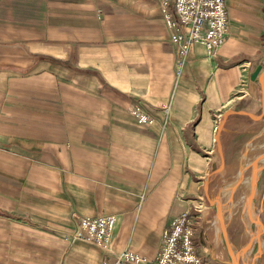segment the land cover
I'll return each instance as SVG.
<instances>
[{"label":"crops","instance_id":"1","mask_svg":"<svg viewBox=\"0 0 264 264\" xmlns=\"http://www.w3.org/2000/svg\"><path fill=\"white\" fill-rule=\"evenodd\" d=\"M226 10L179 69L159 0H0V264L155 260L188 208L200 264H231L246 195L264 258V0ZM97 215L107 250L65 240Z\"/></svg>","mask_w":264,"mask_h":264},{"label":"built area","instance_id":"2","mask_svg":"<svg viewBox=\"0 0 264 264\" xmlns=\"http://www.w3.org/2000/svg\"><path fill=\"white\" fill-rule=\"evenodd\" d=\"M159 3L162 16L171 29L170 39L176 47L179 69H182L195 43L203 44L209 56L217 53L228 35L226 0H159ZM171 4L177 18L172 15ZM131 113L140 124L155 121V117L141 106H135ZM162 115L165 120L168 119V106L163 108ZM196 210L202 220L209 215L206 208ZM190 214L191 209L188 208L172 217L163 232L162 244L155 260L123 250L115 254L113 262L103 259L101 264H200L201 258L194 241L196 226ZM115 224L114 215L81 217L65 240H81L107 250Z\"/></svg>","mask_w":264,"mask_h":264},{"label":"rangeland","instance_id":"3","mask_svg":"<svg viewBox=\"0 0 264 264\" xmlns=\"http://www.w3.org/2000/svg\"><path fill=\"white\" fill-rule=\"evenodd\" d=\"M248 197L250 196H243L244 200L239 211L241 218L239 217V219H237L236 221V228H238L239 230L236 233L237 235L234 236L237 244L236 247H234L235 249L233 253V258L235 259V261L233 260L231 264H264V258H260L263 248V245L259 244L261 226L258 224V229L255 227V229L251 231L249 220L247 219L248 200L246 199H249ZM252 209L253 204L250 206L251 216L253 220H256L255 214ZM258 258L260 259L259 262H257Z\"/></svg>","mask_w":264,"mask_h":264},{"label":"water","instance_id":"4","mask_svg":"<svg viewBox=\"0 0 264 264\" xmlns=\"http://www.w3.org/2000/svg\"><path fill=\"white\" fill-rule=\"evenodd\" d=\"M253 201V196H251L248 200V209H247V219L249 220V224H250V206L252 204ZM233 260L235 261V259L233 258Z\"/></svg>","mask_w":264,"mask_h":264},{"label":"flooded vegetation","instance_id":"5","mask_svg":"<svg viewBox=\"0 0 264 264\" xmlns=\"http://www.w3.org/2000/svg\"><path fill=\"white\" fill-rule=\"evenodd\" d=\"M195 246H196V244H195Z\"/></svg>","mask_w":264,"mask_h":264}]
</instances>
